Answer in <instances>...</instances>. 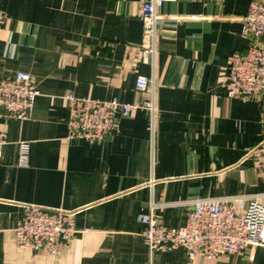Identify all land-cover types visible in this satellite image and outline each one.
Wrapping results in <instances>:
<instances>
[{
    "label": "crops",
    "instance_id": "crops-1",
    "mask_svg": "<svg viewBox=\"0 0 264 264\" xmlns=\"http://www.w3.org/2000/svg\"><path fill=\"white\" fill-rule=\"evenodd\" d=\"M252 1H168L155 74L159 120L138 110L101 142L70 139L68 95L133 104L138 76L153 74L139 0H1L0 79L28 72L40 95L26 120L0 117V264H264L260 249L210 260L185 249L150 252L143 216L187 223L200 199L264 191V95L226 96L242 20ZM264 43V39H263ZM31 144L18 167L19 143ZM22 205L74 213L78 233L56 255L18 246ZM86 230V233L83 231Z\"/></svg>",
    "mask_w": 264,
    "mask_h": 264
},
{
    "label": "built area",
    "instance_id": "built-area-1",
    "mask_svg": "<svg viewBox=\"0 0 264 264\" xmlns=\"http://www.w3.org/2000/svg\"><path fill=\"white\" fill-rule=\"evenodd\" d=\"M168 1L179 0H139L144 38L142 50L151 57L153 66L150 77L141 75L136 80V88L145 98L127 104L116 98L103 101L68 95L67 127L70 139L101 142L117 129L120 118L129 117L138 110L148 113L151 130L155 134L159 120L155 74L159 26L177 21L165 19L162 15ZM191 1L221 3L226 0ZM242 24L243 38L250 44L244 53L235 52L231 56L225 85L226 96L230 99L264 95L263 1L251 2ZM39 95L33 77L28 72H19L11 79H0V117L28 119ZM261 124L264 127V112ZM6 144L5 133L0 132V156ZM18 146V167L28 168L31 144L23 141ZM254 154L262 161L264 170V140L254 150ZM191 204L187 223L181 228L159 223L155 217L157 206L151 205L149 213L143 216L145 228L141 234L150 252L183 248L191 261L198 258L215 260L256 249H260L264 255V191L254 195L200 199ZM22 209L21 222L15 229L17 244L22 248L56 255L78 233L72 212L35 205H22Z\"/></svg>",
    "mask_w": 264,
    "mask_h": 264
}]
</instances>
